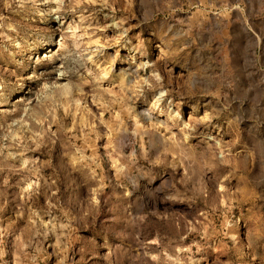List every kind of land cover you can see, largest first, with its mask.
<instances>
[{
    "label": "rangeland",
    "instance_id": "374dc122",
    "mask_svg": "<svg viewBox=\"0 0 264 264\" xmlns=\"http://www.w3.org/2000/svg\"><path fill=\"white\" fill-rule=\"evenodd\" d=\"M0 264H264V0H0Z\"/></svg>",
    "mask_w": 264,
    "mask_h": 264
},
{
    "label": "bare ground",
    "instance_id": "6f19581e",
    "mask_svg": "<svg viewBox=\"0 0 264 264\" xmlns=\"http://www.w3.org/2000/svg\"><path fill=\"white\" fill-rule=\"evenodd\" d=\"M56 5H57V4H56ZM58 6H60V5H58ZM58 6H57V7H58ZM57 9H58V8H57Z\"/></svg>",
    "mask_w": 264,
    "mask_h": 264
}]
</instances>
